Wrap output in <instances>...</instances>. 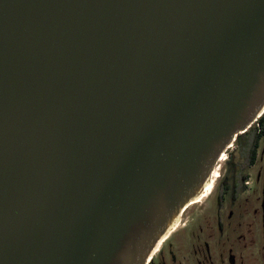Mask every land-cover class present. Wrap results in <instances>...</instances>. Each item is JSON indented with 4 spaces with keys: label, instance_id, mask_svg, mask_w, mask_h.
Returning <instances> with one entry per match:
<instances>
[{
    "label": "water",
    "instance_id": "1",
    "mask_svg": "<svg viewBox=\"0 0 264 264\" xmlns=\"http://www.w3.org/2000/svg\"><path fill=\"white\" fill-rule=\"evenodd\" d=\"M263 114L264 0H0V264H148Z\"/></svg>",
    "mask_w": 264,
    "mask_h": 264
},
{
    "label": "flooded vegetation",
    "instance_id": "2",
    "mask_svg": "<svg viewBox=\"0 0 264 264\" xmlns=\"http://www.w3.org/2000/svg\"><path fill=\"white\" fill-rule=\"evenodd\" d=\"M220 159L224 162L226 173L218 183L214 199L206 210L207 215L204 217L207 219L206 224L204 222L203 226L192 229L194 233L189 244L192 262L193 264H264V114L256 124L251 125L244 134L235 139ZM219 167L220 160L214 167V170L218 171V178ZM248 167L256 169L254 176L256 192L252 202L243 197L247 185L245 170ZM188 209L189 207L186 208ZM186 210L181 215L176 230L163 239L148 264H182L175 252L176 248L173 250L172 244L167 240L179 230ZM248 216L255 220V227L259 226L258 219L261 217L259 242V239L255 241L256 234L251 228L252 225L245 223ZM183 228L182 226L180 230ZM243 229L246 231L243 232ZM248 231L252 237L246 235ZM235 233L236 237H234ZM199 235L202 238H196ZM244 238L247 239V243ZM195 243H198L196 248L193 245ZM227 243L228 247H226Z\"/></svg>",
    "mask_w": 264,
    "mask_h": 264
},
{
    "label": "rangeland",
    "instance_id": "3",
    "mask_svg": "<svg viewBox=\"0 0 264 264\" xmlns=\"http://www.w3.org/2000/svg\"><path fill=\"white\" fill-rule=\"evenodd\" d=\"M260 145H262L261 142H260ZM245 171H246V175H247V179H246L247 185L245 186L246 191L244 194L245 196L243 195V197L248 199V201L252 202L253 195L256 192L255 185H254V176H255L256 169L254 167H248ZM225 173H226V170H225L224 162L220 161V167H219L220 177L214 183V187L212 189V192L208 195V199L204 198L201 203H198V204H195V205L189 207V209L186 210V212L184 213V215L182 217L181 226H179V228H178L179 230L174 232L170 236V238L167 240V242H169V244H172L173 250H174V248H176L175 252H177L178 256L180 257V261L182 262V264H193L192 259H191L192 255L189 251V244L191 241L190 239L192 238V235H193L192 233H194V231L192 229L198 228V226H200V225L203 226L204 222L206 224L207 219L204 218L207 215L206 210L209 208L210 204L212 203L211 201L214 199L213 196L217 191V185L220 182V180L222 179V177L225 175ZM212 174H213V172H212ZM250 202H249V204H250ZM258 221H259V226L255 227L254 226L255 220L252 217L248 216L245 219V223L252 225L251 228L253 229V231L257 237V238L255 237L256 242L258 239H259L258 242L261 240V238H260L261 222H262L261 217H259ZM182 226L184 228L182 230H180L182 228ZM180 231H182L181 234H180ZM242 231L245 232L246 230L243 229ZM246 235L249 237H252V234L250 233V231H248L246 233ZM236 236H237V234L235 233L234 237H236ZM196 238H202V237L199 235V236H196ZM244 239H245V242L247 243V239L246 238H244ZM231 242H232V239H231ZM193 245H194V248H196L198 246V243H195ZM226 247H228V243H227ZM227 261H230V260L227 259Z\"/></svg>",
    "mask_w": 264,
    "mask_h": 264
},
{
    "label": "bare ground",
    "instance_id": "4",
    "mask_svg": "<svg viewBox=\"0 0 264 264\" xmlns=\"http://www.w3.org/2000/svg\"><path fill=\"white\" fill-rule=\"evenodd\" d=\"M222 158V157H221ZM222 159H220V161H221ZM213 172V174H211L212 176L209 178V180L207 181V183H206V185H205V188H204V190H203V192H202V194L201 195H199L193 202H191V205L190 206H188V207H191L192 205H195V204H198V203H201L202 202V200L204 199V198H206V197H208V195L211 193V191H212V189H213V186H214V183H215V181L217 180L216 178H218V175H217V171H212ZM179 220H180V218L177 220V222L173 225V227H172V229L170 230V234L173 232V231H175L176 230V228H177V226L179 225ZM167 237V236H166ZM165 237V238H166ZM164 238V239H165ZM163 241V239L159 242V244L157 245V247L154 249V251L152 252V255L157 251V249L159 248V246H160V243ZM152 255H151V257H152ZM150 257V258H151ZM149 258V259H150ZM149 259H148V261H149ZM147 261V262H148Z\"/></svg>",
    "mask_w": 264,
    "mask_h": 264
},
{
    "label": "built area",
    "instance_id": "5",
    "mask_svg": "<svg viewBox=\"0 0 264 264\" xmlns=\"http://www.w3.org/2000/svg\"><path fill=\"white\" fill-rule=\"evenodd\" d=\"M254 124H256V122H254Z\"/></svg>",
    "mask_w": 264,
    "mask_h": 264
}]
</instances>
